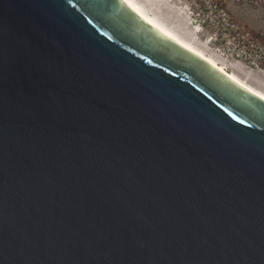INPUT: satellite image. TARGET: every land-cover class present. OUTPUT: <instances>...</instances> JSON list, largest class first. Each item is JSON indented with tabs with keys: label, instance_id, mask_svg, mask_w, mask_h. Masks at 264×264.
Instances as JSON below:
<instances>
[{
	"label": "water",
	"instance_id": "obj_1",
	"mask_svg": "<svg viewBox=\"0 0 264 264\" xmlns=\"http://www.w3.org/2000/svg\"><path fill=\"white\" fill-rule=\"evenodd\" d=\"M0 264H264V99L121 0H0Z\"/></svg>",
	"mask_w": 264,
	"mask_h": 264
},
{
	"label": "rangeland",
	"instance_id": "obj_2",
	"mask_svg": "<svg viewBox=\"0 0 264 264\" xmlns=\"http://www.w3.org/2000/svg\"><path fill=\"white\" fill-rule=\"evenodd\" d=\"M184 2L185 16L198 28L193 32L197 44L264 85V0H218L216 8L210 6L205 23L203 18L197 22L192 18L199 7Z\"/></svg>",
	"mask_w": 264,
	"mask_h": 264
},
{
	"label": "bare ground",
	"instance_id": "obj_3",
	"mask_svg": "<svg viewBox=\"0 0 264 264\" xmlns=\"http://www.w3.org/2000/svg\"><path fill=\"white\" fill-rule=\"evenodd\" d=\"M128 2L132 5L130 8L145 21L227 74L248 91L264 97V85H260L261 81L253 79L249 73H244L238 67H228L220 58L197 44L193 32H198V28L191 26L179 0H128ZM228 69L231 71H227Z\"/></svg>",
	"mask_w": 264,
	"mask_h": 264
},
{
	"label": "built area",
	"instance_id": "obj_4",
	"mask_svg": "<svg viewBox=\"0 0 264 264\" xmlns=\"http://www.w3.org/2000/svg\"><path fill=\"white\" fill-rule=\"evenodd\" d=\"M184 1L185 0H180V2H184ZM190 1L199 7V8H197V11L195 13L191 12L193 20L197 22L198 20H201L200 18H203L205 20L204 21V23H205L208 20L207 15L210 12V9H209L210 6L216 8L218 0H190ZM184 3H186V2H184ZM215 11H218V10L215 9Z\"/></svg>",
	"mask_w": 264,
	"mask_h": 264
},
{
	"label": "snow or ice",
	"instance_id": "obj_5",
	"mask_svg": "<svg viewBox=\"0 0 264 264\" xmlns=\"http://www.w3.org/2000/svg\"><path fill=\"white\" fill-rule=\"evenodd\" d=\"M121 3L127 4L128 7H132V5L128 2V0H121ZM261 98L264 99V97Z\"/></svg>",
	"mask_w": 264,
	"mask_h": 264
}]
</instances>
